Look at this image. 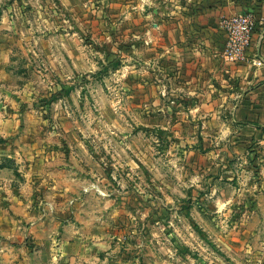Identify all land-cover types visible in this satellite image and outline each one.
Instances as JSON below:
<instances>
[{
    "label": "rangeland",
    "instance_id": "1",
    "mask_svg": "<svg viewBox=\"0 0 264 264\" xmlns=\"http://www.w3.org/2000/svg\"><path fill=\"white\" fill-rule=\"evenodd\" d=\"M162 3L0 0V198L42 197L0 204V263L264 264L260 146L193 115Z\"/></svg>",
    "mask_w": 264,
    "mask_h": 264
},
{
    "label": "crops",
    "instance_id": "2",
    "mask_svg": "<svg viewBox=\"0 0 264 264\" xmlns=\"http://www.w3.org/2000/svg\"><path fill=\"white\" fill-rule=\"evenodd\" d=\"M181 1L185 3L182 7L179 6ZM162 4L163 12L166 11L167 14V9L170 11V14H167L170 18L163 20L160 27L166 29L167 24L171 23V36L164 40L170 44V49L166 48L165 52L170 54L173 70L176 65H180V60L184 59V56L179 58L178 45L184 41L192 45L187 70H180L174 75L177 78L181 75L182 84L186 86L192 101L191 107L195 110L193 115L203 118L208 124H238V140L245 144L258 142V152L261 158H264V66L255 65L256 60H264V0H163ZM247 13L256 17L257 30L245 59L231 61L227 57L228 36L223 21L224 18ZM182 25L189 29L185 40H181L178 34V28ZM175 60H178V63ZM17 123V116H10L6 121L0 119V136H9V130L17 126ZM243 150L245 152L246 148ZM260 171L263 177L258 178L257 184H253L259 195L256 199L264 195V165ZM5 186L7 187L6 184ZM46 188L49 187L46 185ZM14 189L16 190L13 192L11 186L8 190V198H0V204H6L10 209L0 211L10 215L14 206H18L15 208L18 210L19 206L26 204L25 213L20 207L22 216L36 218V208L30 207L42 198L37 194L40 191H36L38 189L30 185V182L21 186V189ZM29 208L33 210H28ZM55 219L60 220V217ZM41 224L46 226L48 222ZM40 231L44 235L48 234L46 229ZM5 262L2 260L0 264H6Z\"/></svg>",
    "mask_w": 264,
    "mask_h": 264
},
{
    "label": "built area",
    "instance_id": "3",
    "mask_svg": "<svg viewBox=\"0 0 264 264\" xmlns=\"http://www.w3.org/2000/svg\"><path fill=\"white\" fill-rule=\"evenodd\" d=\"M223 25L228 36L226 48L228 59L231 61L244 60L257 30L258 21L256 17L252 13L242 14L224 19ZM255 65L263 67L264 60H256Z\"/></svg>",
    "mask_w": 264,
    "mask_h": 264
},
{
    "label": "trees",
    "instance_id": "4",
    "mask_svg": "<svg viewBox=\"0 0 264 264\" xmlns=\"http://www.w3.org/2000/svg\"><path fill=\"white\" fill-rule=\"evenodd\" d=\"M53 100H55V97H53Z\"/></svg>",
    "mask_w": 264,
    "mask_h": 264
}]
</instances>
